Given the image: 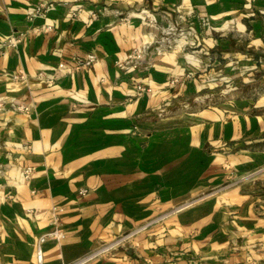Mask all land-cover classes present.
<instances>
[{
	"label": "crops",
	"instance_id": "0c3cea01",
	"mask_svg": "<svg viewBox=\"0 0 264 264\" xmlns=\"http://www.w3.org/2000/svg\"><path fill=\"white\" fill-rule=\"evenodd\" d=\"M24 32L0 54V264H35L51 208L63 238L42 264L111 244L89 264H264V208L236 183L264 167V103L169 108L200 86L167 84L237 69L264 84V0H0V43ZM133 50L141 66L116 68Z\"/></svg>",
	"mask_w": 264,
	"mask_h": 264
},
{
	"label": "rangeland",
	"instance_id": "374dc122",
	"mask_svg": "<svg viewBox=\"0 0 264 264\" xmlns=\"http://www.w3.org/2000/svg\"><path fill=\"white\" fill-rule=\"evenodd\" d=\"M235 67L233 66L234 69ZM219 68L217 66V69ZM244 71L241 73L237 69L232 77H229L230 75H223L220 70L215 77L211 76L209 80L196 79L195 76L191 75H184L178 79L173 78L167 83L170 87L189 80H196L193 83L199 85L200 88L196 93L186 95L183 101L178 100V104L174 103L169 108H183L185 111L207 109L208 107L218 108L225 101H233L239 98H250L253 101L261 98L259 102L264 103V98H262L264 95V84L258 78L260 72L255 74L252 73L255 70L248 69V71ZM173 80H176V82H173ZM241 182H243L245 190H248L254 197L257 207L264 208V167L258 171L240 176L236 183Z\"/></svg>",
	"mask_w": 264,
	"mask_h": 264
},
{
	"label": "built area",
	"instance_id": "2783aa9c",
	"mask_svg": "<svg viewBox=\"0 0 264 264\" xmlns=\"http://www.w3.org/2000/svg\"><path fill=\"white\" fill-rule=\"evenodd\" d=\"M53 5L51 3L47 4H38L35 8L31 9L30 13L27 15V20L32 21L34 17L43 14L46 10L52 9ZM80 9L77 8L74 11L70 12L69 16L73 18L76 13ZM90 18H95V13H90L89 14ZM50 31L49 26H43L41 28H32L29 33L30 34H35L37 32H42V33H47ZM28 32L24 33H13L4 38V40L0 43V54L3 53L4 50L9 49V48H15L16 45L20 42V40L26 35ZM95 55L92 53H87L83 56V58L76 59L70 68V71H75L79 70L81 68H87L91 66L95 62ZM143 63V55L141 52L133 50L130 53H128L124 60L120 62L115 63V67L118 69H124V70H137L141 64ZM40 80H44L41 74H37L36 76ZM188 77V76H186ZM24 76L22 73L19 72L16 76H13L12 79H23ZM45 82L47 84L52 83L51 79H45ZM173 82H176V80H173ZM136 89V95H139L141 93H149L148 88H144L141 85H137L135 87ZM13 109L16 112H23L27 113L29 111L28 107L22 106V105H16L13 107ZM31 170L30 168H24L22 170V178L24 180H28L30 177ZM85 193L84 190H81L79 192V195H83ZM60 213V209L56 208H51L49 210V225L50 229L43 234L39 235L34 243V262L35 264H42V249L41 246L46 240H52L55 243H59L62 238H63V233L60 230V224H59V217L58 214ZM117 242H115L116 244ZM112 244L111 245H102L98 249L85 254L72 262L68 264H89L92 260L96 259L99 256H102L106 253H108L112 249Z\"/></svg>",
	"mask_w": 264,
	"mask_h": 264
}]
</instances>
